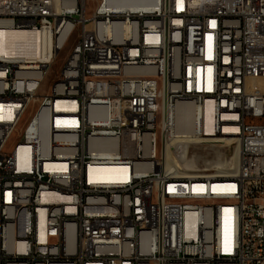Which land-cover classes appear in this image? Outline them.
Instances as JSON below:
<instances>
[{
  "label": "built area",
  "instance_id": "built-area-1",
  "mask_svg": "<svg viewBox=\"0 0 264 264\" xmlns=\"http://www.w3.org/2000/svg\"><path fill=\"white\" fill-rule=\"evenodd\" d=\"M0 29L53 43L0 53V264H264V0H0Z\"/></svg>",
  "mask_w": 264,
  "mask_h": 264
},
{
  "label": "bare ground",
  "instance_id": "bare-ground-1",
  "mask_svg": "<svg viewBox=\"0 0 264 264\" xmlns=\"http://www.w3.org/2000/svg\"><path fill=\"white\" fill-rule=\"evenodd\" d=\"M93 9L96 11H105L108 6V0H92ZM68 40L71 46H84L89 44V36H84L83 27H79V23H70L68 30ZM43 51L47 55L53 52L52 36L50 33L28 32L24 30H2L0 29V53L25 55L32 59L41 58ZM51 67H47V74H50ZM179 112H186V105H179ZM193 117L190 115L181 116L180 122L182 129L190 130V121ZM16 131H12V139ZM27 130L20 134L16 144H25ZM190 143H198V135H190ZM229 145L220 146V149L215 152H209L207 156L202 155L205 167H214L217 174L233 175L237 170L238 165V149L235 148L234 156L230 159L223 157L222 151L228 148ZM209 155V156H208ZM211 159H207L211 157Z\"/></svg>",
  "mask_w": 264,
  "mask_h": 264
},
{
  "label": "rangeland",
  "instance_id": "rangeland-1",
  "mask_svg": "<svg viewBox=\"0 0 264 264\" xmlns=\"http://www.w3.org/2000/svg\"><path fill=\"white\" fill-rule=\"evenodd\" d=\"M70 49H71V42L67 45V47L62 52H60L57 55L54 63L52 64L50 75L48 76L49 80H52L59 73V71L61 70V68L63 66L64 60H65L67 54L69 53ZM34 113H35V111L32 110L26 115L25 120H24V124L18 129V131L15 133L12 141L9 144L11 148H13L15 146V144L17 143V138H19L20 134L24 133V130H25L28 122L30 121V119L34 115ZM234 152H235V147L230 146L228 148H225L222 151V155H223V157L230 159L234 156Z\"/></svg>",
  "mask_w": 264,
  "mask_h": 264
}]
</instances>
